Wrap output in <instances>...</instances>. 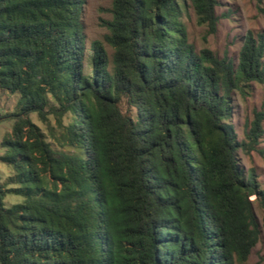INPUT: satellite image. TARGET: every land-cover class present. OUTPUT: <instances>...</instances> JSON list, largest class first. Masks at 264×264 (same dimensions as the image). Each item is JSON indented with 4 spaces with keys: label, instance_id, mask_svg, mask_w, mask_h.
I'll list each match as a JSON object with an SVG mask.
<instances>
[{
    "label": "trees",
    "instance_id": "obj_1",
    "mask_svg": "<svg viewBox=\"0 0 264 264\" xmlns=\"http://www.w3.org/2000/svg\"><path fill=\"white\" fill-rule=\"evenodd\" d=\"M83 3L0 0V89L19 95L0 264H242L264 187L237 151L257 145L264 108L240 141L232 96L264 82V33L246 35L235 68L198 51L182 19L192 7L214 33L218 0H113L88 53ZM9 192L23 200L7 206Z\"/></svg>",
    "mask_w": 264,
    "mask_h": 264
},
{
    "label": "rangeland",
    "instance_id": "obj_2",
    "mask_svg": "<svg viewBox=\"0 0 264 264\" xmlns=\"http://www.w3.org/2000/svg\"><path fill=\"white\" fill-rule=\"evenodd\" d=\"M81 21L86 36V47L91 52V42L96 39L104 41L105 34L109 33L108 21L112 19L113 0H83ZM264 3L258 0H218L216 13L218 15L217 30L210 33L206 25L197 22L196 14L192 7L188 8L182 16L187 26L189 40L194 43L196 49L201 51L208 48L219 58L227 57L236 68L239 64L241 48L245 37L249 32L264 33ZM109 52L113 49L105 43ZM18 93H11L0 89V182L6 187L15 186L10 182L13 175L11 166L1 160L5 153L2 146L4 136L10 131L14 119L9 116L16 108ZM233 111L230 123H232L238 140L245 139V131L250 127L254 112L264 108V82L251 81L242 86V90H235L232 96ZM51 99V98H50ZM34 122L46 130L36 113H31ZM52 124L54 118L50 117ZM264 128V120H263ZM264 133L259 138L257 145L250 151H237L238 163L245 174L249 169H254L260 187H264ZM251 199H255L252 196ZM23 197L14 193H7L5 204L10 206L21 202ZM254 212L260 224V236L257 244L252 248L248 259L242 264H264V207L259 202L253 203Z\"/></svg>",
    "mask_w": 264,
    "mask_h": 264
}]
</instances>
